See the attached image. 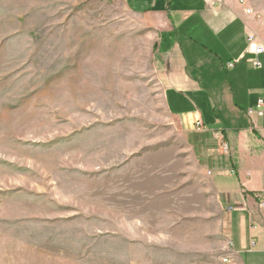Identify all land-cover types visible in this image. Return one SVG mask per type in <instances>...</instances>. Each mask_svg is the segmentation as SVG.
<instances>
[{
  "label": "rangeland",
  "instance_id": "1",
  "mask_svg": "<svg viewBox=\"0 0 264 264\" xmlns=\"http://www.w3.org/2000/svg\"><path fill=\"white\" fill-rule=\"evenodd\" d=\"M245 2L264 35V0ZM149 11L143 22L126 0H0V264L227 255L205 176L187 179L163 106L148 29L162 23ZM162 175L174 211H140Z\"/></svg>",
  "mask_w": 264,
  "mask_h": 264
},
{
  "label": "crops",
  "instance_id": "2",
  "mask_svg": "<svg viewBox=\"0 0 264 264\" xmlns=\"http://www.w3.org/2000/svg\"><path fill=\"white\" fill-rule=\"evenodd\" d=\"M126 4L143 22L152 10L148 17L162 23L148 29L157 41L163 106L189 151L187 179H195L194 169L205 176L203 195L217 205L219 233L234 263L264 264V52H245L247 28L264 41L259 23L237 0ZM155 185L154 194L142 193L139 210L174 211L173 178L169 185L162 175Z\"/></svg>",
  "mask_w": 264,
  "mask_h": 264
},
{
  "label": "built area",
  "instance_id": "3",
  "mask_svg": "<svg viewBox=\"0 0 264 264\" xmlns=\"http://www.w3.org/2000/svg\"><path fill=\"white\" fill-rule=\"evenodd\" d=\"M237 2L240 4H244L245 0H237ZM244 12L247 16H252V11L250 8H246ZM245 52L253 56H258L259 54L264 52V41L251 28H247ZM252 63L256 67L259 66L256 60H253ZM233 65L234 63H230L228 64V67L232 68ZM197 126H200V123H197ZM224 149H227L226 145H224ZM227 250V255L220 260L219 264H235L229 245H227Z\"/></svg>",
  "mask_w": 264,
  "mask_h": 264
}]
</instances>
